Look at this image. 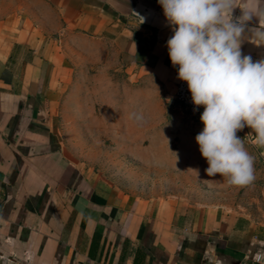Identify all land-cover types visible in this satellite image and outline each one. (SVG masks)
<instances>
[{
  "label": "crops",
  "instance_id": "0c3cea01",
  "mask_svg": "<svg viewBox=\"0 0 264 264\" xmlns=\"http://www.w3.org/2000/svg\"><path fill=\"white\" fill-rule=\"evenodd\" d=\"M172 35L153 0H0V264H254L248 241L264 239V210L140 196L61 142L77 40L108 46L174 95ZM241 49L264 59V45Z\"/></svg>",
  "mask_w": 264,
  "mask_h": 264
},
{
  "label": "rangeland",
  "instance_id": "374dc122",
  "mask_svg": "<svg viewBox=\"0 0 264 264\" xmlns=\"http://www.w3.org/2000/svg\"><path fill=\"white\" fill-rule=\"evenodd\" d=\"M77 44L59 126L72 161L143 197L182 196L264 210L263 146L245 143L254 157L251 185L229 186L219 173L209 177L195 139L203 122L185 112L168 86L152 73L124 66L108 46ZM141 111L145 118L138 122L132 114Z\"/></svg>",
  "mask_w": 264,
  "mask_h": 264
},
{
  "label": "clouds",
  "instance_id": "9594fccd",
  "mask_svg": "<svg viewBox=\"0 0 264 264\" xmlns=\"http://www.w3.org/2000/svg\"><path fill=\"white\" fill-rule=\"evenodd\" d=\"M173 25L167 40L178 78L186 81L196 106H204L203 130L196 135L209 177L216 174L229 186L245 187L256 180L254 157L245 143L264 146V59L243 55L245 39L264 45V0H158ZM239 7L241 15L234 17ZM253 17L258 24L249 26ZM197 109H194V111ZM133 118L142 122L143 112ZM254 133L244 139L239 130ZM198 175L199 172L196 170ZM248 257L264 264V239L248 241Z\"/></svg>",
  "mask_w": 264,
  "mask_h": 264
},
{
  "label": "built area",
  "instance_id": "2783aa9c",
  "mask_svg": "<svg viewBox=\"0 0 264 264\" xmlns=\"http://www.w3.org/2000/svg\"><path fill=\"white\" fill-rule=\"evenodd\" d=\"M153 1L158 2V0H153ZM174 97L176 101L181 105V107L185 110V112L191 116H197L201 114L204 110V106L194 105V102L192 101L191 98L190 89L188 88V84L186 81H183L182 79L178 78ZM194 109L197 110L194 111Z\"/></svg>",
  "mask_w": 264,
  "mask_h": 264
}]
</instances>
